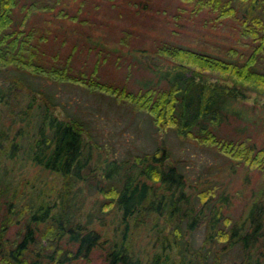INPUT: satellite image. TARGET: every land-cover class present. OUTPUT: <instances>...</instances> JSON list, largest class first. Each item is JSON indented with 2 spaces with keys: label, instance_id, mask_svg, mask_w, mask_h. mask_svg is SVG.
<instances>
[{
  "label": "trees",
  "instance_id": "16d2710c",
  "mask_svg": "<svg viewBox=\"0 0 264 264\" xmlns=\"http://www.w3.org/2000/svg\"><path fill=\"white\" fill-rule=\"evenodd\" d=\"M27 1L0 0V160L27 157L42 180L30 184L8 167L0 170V264H93L95 252L98 264H225L227 250L238 245L242 258L235 264H264V142L217 130L229 116L240 117L233 99L264 97V0L240 17L249 53L225 56L162 40L155 47L162 61L142 63L152 76L137 88L49 51L47 35L28 19L34 9L57 5ZM185 1L197 2V12L211 7L216 17L237 16L233 0ZM20 70L107 94L147 113L159 130L173 128L221 152L232 167L256 169L263 183L245 200L244 216L234 219L231 208L243 190L221 188L214 178L191 189L163 140L129 157L106 155L89 141L80 117L59 114L44 93L41 101V92L17 90L23 78L13 71ZM17 121L22 124L11 137ZM53 174L61 178L55 187L47 178ZM200 226L203 238L196 244Z\"/></svg>",
  "mask_w": 264,
  "mask_h": 264
},
{
  "label": "rangeland",
  "instance_id": "374dc122",
  "mask_svg": "<svg viewBox=\"0 0 264 264\" xmlns=\"http://www.w3.org/2000/svg\"><path fill=\"white\" fill-rule=\"evenodd\" d=\"M38 1L57 5V9L52 11L34 9L28 19L29 25H35L47 35L49 51L62 58L71 55L76 67L87 70L96 67L102 79L124 84L128 88H137L143 80L152 76V72L142 67V63L162 61L155 52L156 45L162 40L225 56L249 53L251 39L241 34L240 17L259 9L255 0H233L237 6V16L220 18L216 17L218 12L211 7H203L197 12L194 9L197 2L185 0ZM60 7L76 16L60 14ZM261 60L264 65V58ZM162 63L166 64V61ZM13 72L23 78L14 84L17 90L41 92L36 97L41 101L44 93L52 98L59 114L80 117L92 135L88 136L89 141L101 145L106 155L129 157L152 150L163 140L171 158L178 161L188 177L191 189L200 185L201 181L214 178L221 188L232 192L243 190L242 199L239 197L235 200L231 208L234 219L244 216L245 200L263 183V177L256 169L241 165L232 167L221 152L173 128L159 130L147 113L135 111L107 94L92 92L72 83L56 84L22 70ZM7 76L3 78L9 82ZM206 76L211 78L217 75L207 73ZM21 96L19 94L17 97L20 99ZM14 101L17 102L16 99ZM233 101L241 111L240 117L229 116L217 126V130L226 137L240 139L248 136L262 144L264 122L260 119L264 117V97L255 99L250 95ZM21 124V121H17L16 126L9 130L11 137ZM20 136L17 134L16 140ZM3 158L0 160V170L8 167L15 178L28 180L30 184L42 180L37 178V170L27 157L22 160L18 156ZM47 176L53 187L61 180L60 176L54 174ZM92 198L90 196L87 202H91ZM194 234L196 244H200L203 227L197 228ZM100 256V252H95L93 264L102 260ZM241 258L242 248L238 245L227 250L225 264H235Z\"/></svg>",
  "mask_w": 264,
  "mask_h": 264
}]
</instances>
